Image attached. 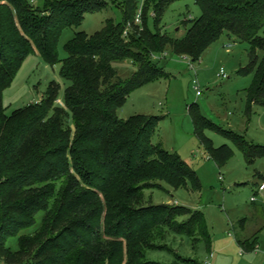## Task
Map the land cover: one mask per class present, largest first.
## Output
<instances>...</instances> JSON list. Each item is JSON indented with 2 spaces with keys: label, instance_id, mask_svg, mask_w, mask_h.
I'll return each instance as SVG.
<instances>
[{
  "label": "trees",
  "instance_id": "obj_1",
  "mask_svg": "<svg viewBox=\"0 0 264 264\" xmlns=\"http://www.w3.org/2000/svg\"><path fill=\"white\" fill-rule=\"evenodd\" d=\"M173 1L145 0L142 24L125 35L138 5L123 0L122 22L107 19L94 34L76 32L65 46L67 57L60 59L63 30L81 25L89 13L105 10L106 0H46L42 9L30 0H0L3 264H157L146 260V251L164 248L169 230L191 235L205 230L202 212L147 201V188L167 183L174 189L197 190L199 177L179 154L154 142L160 117L134 115L124 120L119 110L135 89L167 75L153 55L171 49L198 61L226 32L251 44L249 63L239 69L241 74H255L247 93L248 113L254 105L264 107V0H195L202 15L191 20L181 37L159 29ZM150 11L156 32L148 27ZM33 52L52 65L61 63L60 75L67 83L64 104L58 103L61 85L53 81L40 102L7 114L4 91ZM127 59L138 71L125 79L113 62ZM188 111L208 154L222 165L230 150L216 149L205 136L204 129L214 125L196 103ZM232 137L249 163L264 157V146L242 135ZM41 212L39 228L21 234ZM182 216L187 220L179 223ZM17 234L15 251L7 240ZM255 245L245 248L252 251Z\"/></svg>",
  "mask_w": 264,
  "mask_h": 264
},
{
  "label": "rangeland",
  "instance_id": "obj_2",
  "mask_svg": "<svg viewBox=\"0 0 264 264\" xmlns=\"http://www.w3.org/2000/svg\"><path fill=\"white\" fill-rule=\"evenodd\" d=\"M45 1L36 0L34 5L42 9ZM106 1L108 6L105 10L89 13L81 25L63 30L58 43L60 59L67 57L65 46L76 32L94 34L104 27L107 19L123 21V0ZM136 1L138 6L132 15L144 9L145 0ZM201 15L202 9L195 0H175L164 12L160 32L181 37L186 34L191 20ZM148 27L153 32L158 30L152 11L148 15ZM260 34L264 36V25ZM166 51L168 57L158 61V65L164 67L167 75L135 89L119 110V116L124 120L134 115L160 117L154 142L179 154L196 172L201 187L197 190L191 187L174 189L162 183L160 187L147 188L145 197L149 203H174L200 211L205 217L206 227L193 235L169 230L162 241L164 248L147 250L146 260L157 264H207L213 249L216 253L211 264H264V226H260L264 223L263 198L260 197L257 202L250 199L264 176V157L249 163L232 137L242 135L247 141L264 146V107L254 105L251 114L247 111V93L255 74L239 73V69L249 63L251 44L226 32L205 51L200 60L193 62L196 70L190 68L188 57L173 54L171 49ZM113 66L125 79L138 71V66L130 59L116 60ZM60 69L61 63L52 65L39 52L29 55L4 91L7 114L40 102L53 81L61 85L58 103L63 105L67 83L62 79ZM222 69L226 77L220 75ZM196 76L202 91L199 97L193 87ZM193 103L215 126L204 129L205 136L216 149L226 147L231 152L230 158L222 165L208 154L196 134L188 112L189 105ZM43 215L39 213L36 223L21 234H33L41 225ZM186 220V216L178 219L179 223ZM243 220L247 224L241 230L240 222ZM21 234L10 236L7 246L18 250ZM248 236L249 239H243ZM236 237L243 239L241 243ZM252 239L253 243L250 242ZM258 240L260 251L241 252V244L249 247Z\"/></svg>",
  "mask_w": 264,
  "mask_h": 264
},
{
  "label": "built area",
  "instance_id": "obj_3",
  "mask_svg": "<svg viewBox=\"0 0 264 264\" xmlns=\"http://www.w3.org/2000/svg\"><path fill=\"white\" fill-rule=\"evenodd\" d=\"M30 1L35 2L36 0H30ZM142 14H143V11L140 10L136 15L135 21L133 23H131V22L128 23L127 28H126L125 33H124L125 35H128L129 30L133 29L134 25L142 24V22H143ZM167 57H168L167 51H164L160 54L153 55L154 60H162V59L167 58ZM186 57H188V56H186ZM188 58H189L190 68H192L193 70H196L194 63H193L194 61L192 60L191 57H188ZM220 75L223 77H226V73H225L224 69L221 70ZM193 87L196 90L197 97L202 95L200 81H199L197 76L193 79ZM220 179H223V177L220 176ZM260 197L263 198V204H264V178L259 180V182L257 183V186L255 188V191L252 194L250 199L252 202H257ZM245 251H246L245 249L241 250L242 253H244ZM253 251H256V252L260 251V246L256 245ZM214 256H215V252L212 250L209 254V262H207V264H211V259Z\"/></svg>",
  "mask_w": 264,
  "mask_h": 264
},
{
  "label": "crops",
  "instance_id": "obj_4",
  "mask_svg": "<svg viewBox=\"0 0 264 264\" xmlns=\"http://www.w3.org/2000/svg\"><path fill=\"white\" fill-rule=\"evenodd\" d=\"M188 112H189V111H188ZM157 132H158V131H157ZM263 178H264V177H263ZM219 179H220V176H219ZM260 179H262V178H260ZM221 180H222V179H221ZM254 191H255V190H254ZM254 191H253V193H254ZM173 204H174V203H173ZM176 205H178V204H176ZM263 205H264V204H263ZM254 206H256V209H258V206H257V205H254ZM246 224H247V221H244V220H243L242 222H240L241 230H244V229L246 228ZM231 226L234 227L235 225L232 223ZM260 226H264V223H260ZM236 238H237V240H239L240 243H241V240H243V239L246 240V239H249L250 237L248 236V237H245V238H243V239H242V238H241V239H238V237H236ZM250 242L253 243V242H254L253 239L250 240ZM258 242H259V240L257 241L256 245H258ZM256 245H255V246H256ZM242 249H245V250L247 251V248H245L244 246L241 245V250H242ZM212 250H213V249H211V251H212ZM213 251H214V250H213ZM252 251H253V250H252ZM214 252H215V251H214ZM215 253H216V252H215Z\"/></svg>",
  "mask_w": 264,
  "mask_h": 264
}]
</instances>
